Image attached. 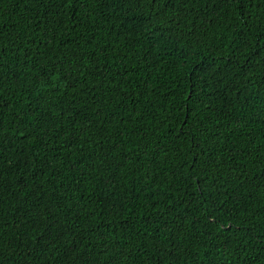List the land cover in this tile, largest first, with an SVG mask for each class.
<instances>
[{
	"label": "trees",
	"instance_id": "obj_1",
	"mask_svg": "<svg viewBox=\"0 0 264 264\" xmlns=\"http://www.w3.org/2000/svg\"><path fill=\"white\" fill-rule=\"evenodd\" d=\"M0 264H264V0H0Z\"/></svg>",
	"mask_w": 264,
	"mask_h": 264
}]
</instances>
